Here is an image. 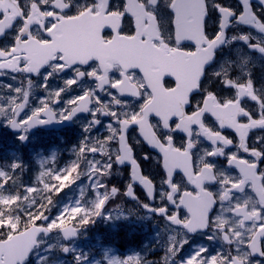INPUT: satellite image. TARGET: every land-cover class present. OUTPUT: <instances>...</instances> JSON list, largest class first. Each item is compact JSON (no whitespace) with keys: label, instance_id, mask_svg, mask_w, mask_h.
Returning <instances> with one entry per match:
<instances>
[{"label":"snow or ice","instance_id":"obj_1","mask_svg":"<svg viewBox=\"0 0 264 264\" xmlns=\"http://www.w3.org/2000/svg\"><path fill=\"white\" fill-rule=\"evenodd\" d=\"M101 0H97V3H100ZM160 0H122L121 3L117 4L113 7L112 0H103V11L106 15H115L119 18V27L116 28V34L119 35H135V19L136 15L134 9L138 8L139 11L143 14V17L148 19L149 21L155 22L157 24L158 29V20L155 15V9L158 7ZM261 4H264V0H259ZM194 0H168L169 6V14L173 17V20L178 16V7L184 10L185 18H190L192 16V8H193ZM8 7H0V20H5L6 14L11 13L12 8L18 9V14L11 16V22L7 27L3 28V31H0V36H3L7 31L17 29V39L23 41L26 36H30L33 28V24H27L29 15H31L32 10L35 9L37 12L42 15L45 14L47 10L48 20L39 21L35 20L34 23L38 30L47 33L49 26L54 23L55 18L59 16V13L55 11L54 8H49L47 5V0H8ZM121 5L123 7L121 8ZM241 10L239 13H236L234 9L228 8L218 2L213 4V8H215L220 15V20L218 23V31L213 36H208L204 30V22L207 16L208 10V0H195V6L199 7L202 10V14L199 19V30L200 35L198 38H195V42L197 46H206L207 47V55L203 57L202 63H208L214 54V50L220 46L223 38H225V29L226 26L230 22V18L235 16V20L238 23L244 25H252L264 32V22H261L260 19L256 16L255 12L251 10V6L248 0H241ZM63 7H70V5H64L61 7V11H63ZM96 8V4L90 6L87 11L94 13V9ZM129 22V33H124L123 31V22L125 20ZM175 23H173L172 28L175 30ZM235 39V37L233 38ZM249 37L247 35H241L240 40L245 43L248 42ZM161 40L163 38L161 37ZM165 43H167L165 41ZM183 40L177 41V47L182 48L185 51H192V48L184 47ZM171 46V45H169ZM250 48H258L260 52H264V47H259L258 44H249ZM5 55L4 50H0V57ZM8 55H11L9 52ZM54 62H49L46 65L33 67L30 70L26 71L25 74H41V68L44 69L43 72V90L47 93V96L41 98L38 105L33 107L31 111L24 112L21 115V112L28 108V93H24L25 100L22 104H19L18 107H12V101H19V96L10 97L8 103L0 104V120L8 126L15 130L18 135L17 139L24 143L27 140V132L35 127L48 125L55 122H63L71 120L78 113H88L91 115V119L84 127V131L86 133H90L92 129L101 123L100 119L97 118V113L100 115L111 117V121L106 125L108 131L110 132L109 137L107 138V142H122L127 149V157L122 158L119 155L117 156V163L119 165L128 163L131 165V173L135 170H138L139 175H131V182L128 184V192L127 194L133 198L134 196V183L138 182L139 184L146 187L149 197L154 199V188L151 179L141 173V169L137 160L133 156V149L129 146L126 137V130L130 126H137L139 135L143 138L148 145L152 148L157 149L159 151V147L157 144L153 143L149 136L146 134V130L150 131L151 136L155 138L156 141L159 142L161 146H171L172 148H176L175 145V134L183 133L185 135V144L177 149V151L186 152L191 161V157L193 155V151L196 146L200 143V138L202 137L205 141L209 142L210 148L202 149V155L199 156V160L203 162V168H201V173H204L207 170L208 173L202 175V181L208 182H216V164L210 160L211 157H224L227 161V166L229 168L238 167V161L246 160L247 163L254 166L253 170L256 174V177L259 180L261 186H264V172L260 171L259 164L262 160H264V148L259 147H250L247 143V138L249 135V131L257 128H264V97H261L257 94L256 89L252 83V80L248 77V74L245 75V80L241 83L239 80L230 79L228 75L221 76L220 73H216V75L221 77V83L225 87H231L234 89L235 95L226 99L223 103H221L220 99L216 96L214 92L203 94L202 98L206 95L208 97H212L217 104L220 105L221 108H224L226 105L231 106L230 111H226L223 114L216 113L214 111L205 110L203 105L200 102H196L193 105V100L196 98V94L199 91L201 85V77L203 74V69L200 72V79L197 81L195 87L189 93V97L185 103L183 109V115L187 117H192L194 113L198 114V118L191 120V123L181 124L178 123L177 118H167L162 125H152L151 121L147 118H142L140 114L133 111L129 113V111L125 110L122 113H117L116 111H104L99 112V109L90 110L89 104L92 103L91 97L94 96L97 89L100 90L102 84H108V80L96 81L95 88H85L82 91L81 95L75 96L64 101L65 107L59 113H57L52 107L51 104L58 103L62 93L67 92L71 86L77 84L78 81L83 77H88L89 79L95 80V76L89 77L87 72L84 71L85 68H89V64L87 62L81 61L80 64L82 67H79L77 64H66L63 58H53ZM87 66V67H85ZM2 67V66H0ZM19 64L16 69H12L13 71L19 70ZM72 71L74 73L73 78L66 79L64 81V87L59 88V90L50 91L47 87L49 78L54 76L55 74H62L66 71ZM96 75H99L100 68L92 69ZM10 87V86H9ZM111 90H117L112 88ZM16 93H20V89L14 90ZM120 97H124L125 95H134L132 92L119 91L117 92ZM116 103H119L116 100L117 95H114L111 91L107 93ZM54 97V98H53ZM250 99L254 102L256 111H250L246 108L241 101L243 99ZM96 101L102 102L100 98H96ZM126 107V106H125ZM187 109H191L188 111ZM210 116L214 119L217 127L212 128L209 127L205 122V117ZM58 117V119H57ZM195 126V127H193ZM224 129H230L235 133L236 138H238V142L234 144V140L229 138L228 136L223 134ZM193 136H196L197 139L193 141ZM91 139V136L87 135L85 139L81 141L83 146H87L88 141ZM258 144H264V136L257 137ZM230 146L236 147V152H226ZM77 152L80 149H76ZM95 152V148L92 149ZM240 152L247 153L248 158H243L239 155ZM145 159H148L145 156ZM109 169L113 167V164L109 162ZM63 171V170H62ZM71 171L75 172L77 169L73 167ZM166 176L162 181L163 185L167 186V199L168 203L173 205L176 209L174 212L169 211L167 206L155 209L154 211H158L162 216L167 217L172 223L182 226L185 228L188 233H196V232H204L208 228V223L205 221L200 224H193L189 219L184 218L179 214V210L183 209L184 206L181 203H177V197L180 195L179 186L174 182V170L169 168L165 171ZM193 175H196V172H193ZM55 179L60 181L59 191H62L65 186H67L68 180H71V174L68 175H60L56 174ZM74 182V181H73ZM223 189H227L230 194L235 189L232 185L238 183L235 177H231L227 172L223 173L221 176V180L219 181ZM198 187L200 184L198 183ZM27 190L34 191L35 189L26 187ZM113 191H117L113 189ZM165 195V192H161V196ZM225 197H221V202ZM216 205V201L213 198L210 206L205 205L208 208L209 213L211 209H214ZM145 207H148L145 205ZM259 215L256 217V227H264V225L260 224L261 220H264V204H260L256 209ZM80 212L79 208H73L72 214L68 217L67 210L61 212L54 219L41 214H38L34 217L35 221H46L44 225H38V230H46L51 231L53 227L62 228L65 224L66 217L71 220L78 219L77 213ZM87 220L81 221V223H87ZM215 221L213 220V224ZM73 230H66L65 236L73 235ZM239 235V233H237ZM264 237V232L258 234L253 238L254 242H249V252L243 258H233L236 261V264H248V257L253 254H259L264 256V242H262L261 238ZM213 239L212 236L209 237ZM187 241H181L178 245H174L167 249L166 259L167 261L171 260L173 257H176L178 253L181 252V248ZM243 243V241H242ZM67 252V249H64ZM223 256V254H220ZM80 260V257L76 258ZM216 257L212 255H208V250L204 247H200L198 250L194 251L190 256L186 259L181 258L178 261V264H204L205 261L215 260ZM225 259H227L225 257ZM136 260V257L124 258V264H132L133 261ZM231 264V261L229 262Z\"/></svg>","mask_w":264,"mask_h":264},{"label":"flooded vegetation","instance_id":"obj_2","mask_svg":"<svg viewBox=\"0 0 264 264\" xmlns=\"http://www.w3.org/2000/svg\"><path fill=\"white\" fill-rule=\"evenodd\" d=\"M88 1L92 2L89 7L95 4L94 0ZM215 2L216 0H214V3ZM218 2L220 4H223L222 0H218ZM47 5L49 8H54L55 11L59 13V16L55 18L54 23L49 26L47 33L38 30L34 23L35 20L46 22L48 20L46 14L47 10L45 14L42 15L41 13L33 9L31 15H29L28 21L26 22L27 24H33L30 36H26L23 41L18 40L17 29L15 28L12 31H7L3 36H0V50L5 51V55L3 57H0V66H2L0 67V104L8 103L10 97H15L18 95L19 101H12V107L16 108L19 104H22L24 102V93H28V108L24 109L21 112V115H23L26 111H31L33 107L38 105L41 98L47 96V93H45V91L43 90L44 69H40V75L25 74V72L33 67H37V64L39 62L47 61L46 64H48L49 62H54V57L58 59L62 57L66 63V57L63 54V46L69 42L71 43L78 40L77 34L79 33V29L77 28L76 18L83 14V7L79 4V0H47ZM64 5H70V7H63V11H61L60 9ZM8 6V0H0V7ZM210 7L212 8V5ZM16 14H18V9L12 8L11 13L6 14L5 20H0V31H3V28L8 26V24L11 22V16H14ZM257 16L262 22H264L263 11H257ZM214 18L215 16L212 14V20ZM86 24L87 21L83 19V21H81V26ZM128 24L126 26V30L129 31ZM215 27L216 25H214L213 22L209 25V28L211 30H215ZM233 29H236L235 25L230 28V31H232ZM260 41L261 43H264V40L262 38ZM259 45L263 46L261 44ZM9 52L11 53V55H8ZM69 62L71 64H77L79 67H82L80 62H76L75 58H69ZM18 64L20 66L19 70L13 71L12 69H16ZM88 64L89 68H85L84 71L87 72L89 77L95 76V80L89 79L85 76L81 78V80L78 81L77 84L71 86V88L67 92L62 93L59 102L51 104V107L57 113L64 109V101L67 102L68 99L81 95L82 91L85 88H95L96 81H99L101 72L99 73V75H96L93 71H91L92 69L99 68L97 63L89 62ZM122 74L123 71L119 66L114 65L112 67L107 79L109 83L106 84L102 91H99L98 89L96 90L94 96L92 97L93 102L91 104V108L99 106L100 112H102L104 109H109V111H116L126 105L127 100L130 98L120 97L115 90H111L112 88H115V84L121 80ZM127 76L131 81L136 84H139L141 86L144 84L142 76L136 71L127 72ZM73 77L74 73L70 70L62 74H55L54 76L49 78L47 87L50 91L59 90V88L65 86L64 81L66 79ZM253 82L257 88H262L263 90L261 94H257L261 97H264V79L262 78V76L260 74L255 75L253 77ZM15 89H20V93H16L14 91ZM205 90L206 88L196 94L197 96L195 100H193V104L195 101H197V99L203 100V94L209 93V91ZM110 91L114 95H117L116 98L120 100L118 107L115 106L114 100L107 94L110 93ZM98 94H102V97L100 98L102 102L96 101ZM203 101L201 102L202 105ZM253 111H256L255 105ZM0 121L2 122V120ZM205 122L209 127H216L215 121L210 117H205ZM1 125L7 130L12 129L11 127L6 126L3 122ZM100 126H104L103 121ZM223 134L228 136L229 138H232L234 140V144L238 142V138H236L235 133L231 130L224 129ZM109 135V131H104L101 135L92 137L91 141L94 145L102 146L105 142H107V138L109 137ZM259 136H264V128L254 129L252 131V135H250L249 140L247 138L248 143L251 137H253L252 145L250 147L264 148V144L257 145V137ZM184 144L185 135L179 133L177 148H181ZM210 147L211 146L208 142L201 141L194 149L193 156L195 158L196 169L203 165V162L199 160V156L203 154L202 149ZM236 151L237 149L234 146H230L228 149H226V152ZM113 155V153L110 154L108 158ZM239 155L243 158H248L247 153L240 152ZM133 156L137 160V163L140 165L142 172L147 176L152 177L153 172L160 167V165H156L148 159H140V154L135 149H133ZM209 159L216 164L215 172L217 173L218 177V181L213 188V192L219 198H221L222 196L225 197V202L223 201L222 207L223 209H225L226 214H231L235 209L242 205L240 200L242 202H253L256 201L255 194L264 196V188L260 185L258 178L256 177L255 182L252 185V176H244V165L246 160L236 162L238 167L229 168L227 166L226 158L224 157H211ZM259 168L261 172H264V160L260 162ZM120 169H122V171L120 172V175L118 176L117 180H115L114 182L117 184V193H119V188L131 182V178L130 181L128 178V172L130 177V166H122ZM225 172H227L231 177H235L238 181L237 184L232 185L235 190L232 191L230 194L228 193L227 189L222 190L221 183L219 182L221 180L222 174ZM134 192L138 198L142 200H147L140 186L134 185ZM247 204L248 203H246L245 205Z\"/></svg>","mask_w":264,"mask_h":264},{"label":"rangeland","instance_id":"obj_3","mask_svg":"<svg viewBox=\"0 0 264 264\" xmlns=\"http://www.w3.org/2000/svg\"><path fill=\"white\" fill-rule=\"evenodd\" d=\"M50 156L45 157L41 151L35 152L36 156L30 160V163L26 166L25 171L30 175L33 171H35V183L38 185L30 186L28 182L24 179L18 181V186L24 184V190L16 192V194H12L10 192H5V189L0 187V226H2L1 230L4 232L12 231L15 228L16 221L20 220L21 217L14 215V212L24 205V213L26 214L25 218L29 217L28 211L33 208L34 204L38 201L42 195L49 191L55 184V175L60 174V172L64 169V164L59 165L55 164L54 161L57 160L59 152L56 149H53V146H50ZM101 163L100 160H96L92 157L85 161V168L83 172V176L86 177L85 181L80 180L79 178L74 182L67 186V188L60 193L56 201L48 204V211L53 215L52 219H54L61 212L67 210L68 217L72 214L73 208H79L80 212L77 213L78 219L71 220L66 217L65 222H76L83 221L84 219L96 220L98 225H105L112 229V223H109L111 220L110 214H103V217H98L99 214L103 213L98 211V207L100 206V201L102 199V195L95 190L94 188V179L93 177L94 168ZM94 166V167H93ZM41 185V188H40ZM35 189L34 191L27 190L26 187ZM18 188V187H17ZM40 188V189H38ZM14 198L15 202L11 200ZM169 237L171 238V242L175 240V236L177 235V231L169 228ZM88 232V231H85ZM50 241L46 244L42 245V251L45 246L55 245L61 246L62 242L60 241L57 234H54ZM58 240H57V239ZM59 241V242H58ZM77 245L76 243H71V249L75 256L80 257L83 264H103L98 261V258H88L84 256V254L79 253L77 249L74 247ZM99 245V238L97 239V244ZM49 247V246H48ZM104 252L108 264H120L117 263L114 257H110L109 253L111 251L110 247H104L102 249ZM129 257H132L134 254L129 253ZM191 254H185V256H180L176 260H169V264H178V261L183 258L186 259ZM208 261H206L207 263ZM59 260L53 261L51 264H58ZM46 264V263H45Z\"/></svg>","mask_w":264,"mask_h":264}]
</instances>
